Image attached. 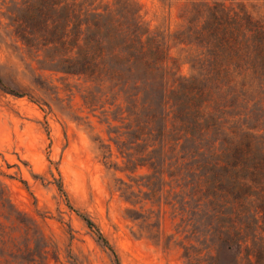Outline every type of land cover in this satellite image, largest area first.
I'll return each instance as SVG.
<instances>
[{"label":"rangeland","instance_id":"obj_1","mask_svg":"<svg viewBox=\"0 0 264 264\" xmlns=\"http://www.w3.org/2000/svg\"><path fill=\"white\" fill-rule=\"evenodd\" d=\"M116 1L167 36L175 77L193 75L192 52L172 38L184 0L100 6ZM222 1L264 18V0ZM45 66L15 36L11 0H0V264H248L218 238L189 183L202 172L196 159L138 139L115 118L125 106L107 103L115 92L94 98L77 76ZM235 113L245 127L256 122L246 103Z\"/></svg>","mask_w":264,"mask_h":264},{"label":"trees","instance_id":"obj_2","mask_svg":"<svg viewBox=\"0 0 264 264\" xmlns=\"http://www.w3.org/2000/svg\"><path fill=\"white\" fill-rule=\"evenodd\" d=\"M178 19L172 38L192 52L193 75L182 79L168 65L167 36L149 32L130 1L11 0L15 36L42 54V69L77 76L94 98L115 92L104 101L125 106L115 118L138 139L196 159L202 172L189 183L216 235L238 262L264 264V18L222 0H184ZM243 103L256 121L248 127L235 113Z\"/></svg>","mask_w":264,"mask_h":264}]
</instances>
